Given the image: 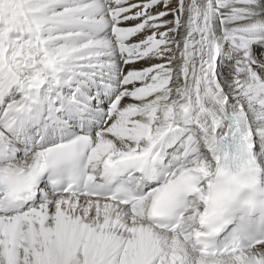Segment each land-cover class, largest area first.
Masks as SVG:
<instances>
[{
    "label": "snow or ice",
    "instance_id": "obj_1",
    "mask_svg": "<svg viewBox=\"0 0 264 264\" xmlns=\"http://www.w3.org/2000/svg\"><path fill=\"white\" fill-rule=\"evenodd\" d=\"M0 264H264V0H0Z\"/></svg>",
    "mask_w": 264,
    "mask_h": 264
}]
</instances>
